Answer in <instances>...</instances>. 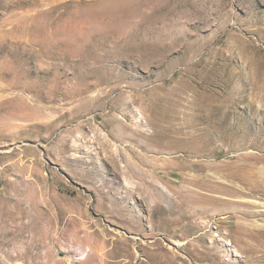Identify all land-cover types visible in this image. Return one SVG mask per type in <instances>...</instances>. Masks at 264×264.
<instances>
[{"label": "rangeland", "instance_id": "1", "mask_svg": "<svg viewBox=\"0 0 264 264\" xmlns=\"http://www.w3.org/2000/svg\"><path fill=\"white\" fill-rule=\"evenodd\" d=\"M0 264H264V0H0Z\"/></svg>", "mask_w": 264, "mask_h": 264}]
</instances>
